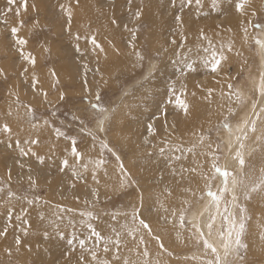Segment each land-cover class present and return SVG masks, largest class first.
Instances as JSON below:
<instances>
[{
	"label": "rangeland",
	"instance_id": "1",
	"mask_svg": "<svg viewBox=\"0 0 264 264\" xmlns=\"http://www.w3.org/2000/svg\"><path fill=\"white\" fill-rule=\"evenodd\" d=\"M22 2L23 0H15L14 4L9 5L8 0H0V20L7 21L0 23V127L7 123L12 130L10 138L8 134L0 131V188L3 189L0 192V231L7 227L6 236L0 237V245L7 249L8 253L10 251L11 254H17V258L0 257V264H22L18 259L26 257V264H95L86 250L93 248L98 259L108 260L110 264H124L125 259L133 264H144L145 261L148 264H184L182 260L196 262L199 252L203 253L206 261L214 259L212 253L204 249L202 242L198 243L192 233L187 228H181L179 220L170 214L172 209L179 210L183 206L179 199L186 195L184 190L189 186L197 187L194 191L197 196L206 192L203 175L201 174L202 181L198 185L194 182L196 174L191 171L196 163L203 165L200 167L202 173L211 174V157L202 154L211 151L207 147L209 140L206 139L201 145V134L210 137L213 145L216 142L221 144V159L218 163L222 168L224 162L232 158L238 150H234L233 154L229 153L225 140L227 132L219 126L228 118L235 134L238 123L253 115L252 104L258 95L250 88L252 78L249 76L254 71V76L259 78L257 89L260 91L263 88L264 71L258 70V61L264 60V51L255 44V38L264 40V33L260 31V28H264V0H250L244 15L236 11L235 6L239 0H201V9L196 14L194 7L193 12H188L192 16L188 17L186 12L189 7L183 8L179 14L180 23L175 21L178 13L175 11V0H27L26 10L21 6ZM61 5L71 10L70 26L68 16ZM222 7L223 12L219 10ZM9 8L11 11H8ZM208 8L217 10L216 18H223L220 23L214 24V34L209 29L212 21L206 13ZM138 11L139 19L135 15ZM97 17L99 19L95 21L90 20ZM187 17L188 24H183ZM113 20L116 21L115 24ZM20 21H23V27H20ZM156 23L164 26L162 38L154 34V30L160 29H154ZM257 25L260 27H256ZM180 26L182 27L177 37L184 33L190 36L183 37L189 45L188 51L180 48V40L172 43L170 39L175 36ZM12 27L19 28L17 37L27 40L24 52L35 57V67L20 56L15 43L17 37L11 35ZM222 27L226 29L225 42L232 45V50L228 51L227 46L223 45V48H226L223 49V54L227 59L222 62L219 73L213 74L210 72V63H207L210 58H206L210 56V50H203L209 48L208 40L202 41L205 47L203 49L200 46L194 48L189 41H192L193 37L200 38L202 30L211 40L212 46L215 44L213 47L220 48L217 42L220 43L223 36L217 34L218 28ZM92 36H95L98 44L101 41L99 45L103 51L92 45ZM81 46L97 53H91L89 60L84 49H80ZM179 48L180 51L175 55V50ZM199 48L201 50H198ZM169 52L174 53L171 58H166ZM136 53L143 59H138ZM152 64L155 70L149 74L148 66ZM187 64H191V69ZM25 68L28 69L27 72H24ZM198 77H205L209 83L198 84L199 96L194 94L197 97H184L189 106L188 113L193 112V117L181 115V109L175 110V120H182L183 128H180V134L183 131L184 138L181 136V139L176 141L175 153L167 155V146L163 147L165 158H170L164 160L165 166L173 172L175 170V175L170 179L175 187L172 191L169 190L173 197L160 198L156 190L149 196H142V189H133V181L140 178L137 172H134V168L139 166L138 161L135 160L133 166L128 160L130 153L119 147L120 143L129 145L128 140L134 137V130L126 126L121 131L116 130V119L126 122L134 109L143 107L141 111L154 120L153 127L160 129L158 125L161 123L162 126V117L172 115L169 111H166L164 116L157 115L153 107H150L151 103L154 106L153 97L147 96L148 93L139 92L148 86L166 87L167 84L175 82L180 90L177 91L181 94L185 89L188 92ZM34 80L38 81L35 87ZM186 83L191 85L187 86ZM229 85H232L231 90ZM237 91L243 97L244 103H237ZM243 92L248 96L244 97ZM154 101L157 100L154 98ZM94 104L107 109V112H98L92 107ZM26 106L33 109L35 120L30 119ZM230 108L234 110L235 115L229 113ZM104 116L108 118L104 120L101 131L99 120ZM182 117L188 118L184 120ZM263 118L257 123L256 132H249L248 139L243 141L244 148L240 151L245 161L244 167L241 168L237 162V168L230 170H238L233 173L243 180V184L237 188L239 200L236 204L245 209L240 213L239 208H233L237 226L241 219L243 220L241 243L246 246L240 248L238 258L230 257L234 264H264V244L261 246L262 242L264 243V232H255L257 246L253 247L250 245L252 243L248 242L251 240L249 234H252L253 228L257 230L264 227V192H251L249 198H245L248 187L256 183L264 171V129L261 128L264 127ZM33 123L37 125L36 128L32 127ZM57 129L63 135L58 137ZM159 129H155L153 138H156ZM72 138L77 142V151L82 154V159L78 160L71 153ZM161 138L164 139L163 136ZM166 139L171 140L172 134ZM31 140H38L39 143H26ZM102 143L106 144L107 148H102ZM236 144L239 145V142L236 141ZM193 146L194 153L189 152L188 149ZM29 148L31 152H28V155L21 154L22 149L28 151ZM251 150L254 155H251ZM116 156L120 157L119 161ZM254 159L258 163L260 160L263 167L260 168L261 164H255ZM65 160L68 161L67 167L64 165ZM101 160L104 163L97 167V162ZM148 162L140 167L141 177L148 173V167L149 170L151 168L149 165L157 167L156 162ZM120 163L126 164L123 165V171L120 169ZM84 165H87V170ZM128 166L132 168L131 174L126 172ZM258 166L260 171L257 170ZM116 167L118 168L115 170ZM74 170L77 175H73ZM100 173L105 177V181ZM154 173L157 174V171ZM219 184V178L213 181V191L217 190ZM9 191L15 194L11 199L8 197ZM183 198L193 201L190 216L198 206L202 208L201 205L205 204L204 200L207 199L205 197L197 201L191 196ZM29 200L32 201L31 204L28 203ZM149 208H152V211H148ZM164 208L169 211L165 212ZM133 210L138 211L139 218L148 224L150 222L163 237L160 238L163 241L161 256L157 257L155 243H149L146 247V239H156L140 227L133 234L139 243L141 238L144 241L143 245L139 244L140 255L137 257L128 253H116L113 244L108 245L113 248L112 252L106 253L103 251L104 242L97 244L95 237L91 236L89 225L99 233L106 231L108 239L115 240L119 234L118 238L125 242L120 249L126 248L130 239L125 234H128L127 227L132 229L139 225L138 219L133 221ZM178 214L177 212V216ZM17 216L20 219H16ZM103 219L111 220L109 223L112 226L95 225V222ZM172 224L175 236L169 230ZM59 225H66L63 229L65 234L68 233L66 243L62 242ZM46 234L51 238L45 240ZM144 234L145 236H142ZM261 236L263 238L259 239ZM17 237L21 240L19 249L15 244ZM206 237L210 241V237ZM81 239L85 240V249L79 246ZM69 240H72V244H67ZM22 246L25 248H20ZM146 248L147 257L142 255ZM132 252L134 253V249ZM254 252H257L256 255ZM114 253L119 259L114 258ZM38 255H48L50 258L47 261L36 260ZM194 262L192 264H195Z\"/></svg>",
	"mask_w": 264,
	"mask_h": 264
},
{
	"label": "snow or ice",
	"instance_id": "2",
	"mask_svg": "<svg viewBox=\"0 0 264 264\" xmlns=\"http://www.w3.org/2000/svg\"><path fill=\"white\" fill-rule=\"evenodd\" d=\"M186 2L188 5H191L193 3V0H186ZM249 2H250V0H239V2L236 3V11L239 12L241 15H244L245 14V7ZM14 3H15V0H8L9 5H12ZM195 3L197 5H199L201 3V0H195ZM21 6L26 10L27 9V0H23ZM61 8L67 14L69 26H70L71 17H72L71 10L65 9L63 5H61ZM8 11H11V8H9ZM17 15H19V9L17 10ZM135 15H136V18L139 19L140 12L139 11L136 12ZM176 20L178 23L181 22V18L179 16L176 17ZM112 22H113V24L116 23L115 20H113ZM0 23H7V21L6 20H0ZM20 27H23V21H20ZM256 27H260V26L257 25ZM18 31H19L18 27H12L11 28V35L13 37H17ZM244 31H245V39H247V29L245 28ZM260 31L262 33H264V28H260ZM77 39H79V36H77ZM200 39L208 40V42H209V48H205L204 51L209 52V50H211L210 51V60H209L210 72L213 74L219 73V71L221 70L222 62L227 59V57L223 54V46L221 47L220 51L218 52L212 46L211 40L203 34L202 30H201V34H200ZM15 43L19 48V54L23 58V60L27 61L28 64L35 67V64H36L35 57L32 56L31 53L26 54L24 52V46H26L27 40L17 37V39L15 40ZM91 43L95 48H99L101 51H103L102 46L97 43L95 36L91 37ZM255 44L262 51H264V40L257 37V38H255ZM227 50L228 51L232 50L231 44H229L227 46ZM136 55H137L138 59H143V57L140 56L139 53H136ZM187 67L189 69H191V64H187ZM27 71H28V69L25 68L24 72H27ZM53 75H54V73H53ZM36 83H38V81L34 80L33 81V87H35ZM228 87L230 90L232 89V85H229ZM171 92L175 96L176 107L181 109L184 112V114L187 115L189 106H188L187 102L181 98L182 95H186V92L182 91L181 95H175V85L171 86ZM209 92H211V90H209ZM262 95H264V93H262ZM45 97H46V93H45ZM97 99H99V96H97ZM236 101H237V103H244L243 97L241 96V94L238 91L236 92ZM169 102L171 103L172 101H169ZM17 103H19L18 98H17ZM26 107H27V113L30 116V119L35 120L33 109H31L30 106H26ZM92 107L94 109H96L98 112H101V113L107 112V109L101 108L97 104L92 105ZM252 112H253V115L251 117H249L248 119L244 120L242 123H240L236 126V133L237 134H235V140L239 142V147H238V150L235 152L233 158L238 161L241 168L244 167L245 161H244L242 153L239 149L244 148L243 141L248 139V133L249 132H252V133L256 132L257 121H259L261 119V117L264 116V106H258L256 102H253ZM229 113L232 115H235L234 110L231 108L229 109ZM8 114L11 115V112H9ZM107 118H108L107 116H104L99 120V123L101 125V128H100L101 131H103L104 120ZM45 123L47 124V121H45ZM32 127L36 128L37 125L35 123H33ZM174 127H175V125H173V128ZM219 127H222V129L225 132H227L230 139L233 137V135H234L233 127H232L231 123L229 122L228 118H225L224 122ZM0 131H2L5 134H8L9 137L11 136L12 130L7 123L3 124L2 127H0ZM148 131L150 134H155L154 129L152 128L151 124L148 126ZM56 134L58 137L63 135V133H61L59 131V129L56 130ZM89 134L91 135V133H89ZM206 139L209 140L207 147L211 150L208 153H202L204 155H208L211 157V174L202 173L203 178L206 182L205 183L206 192H204L200 196H197L196 193L193 192L191 189H185L184 191L188 192L191 197H195L197 201L203 200V199H205V197L209 198L208 204L205 206L204 211L200 213V217H203L205 215V213H207V222L206 223L203 222L201 219L196 217L195 214H193L191 216L189 215L191 210H192V205H193L192 199H189V198H184L182 200L183 206L179 210L172 209L171 215L173 218H176L179 220V224H180L181 228H187L192 233V235L196 238L197 242L198 243L202 242L204 249L206 251H210L212 253L214 259H209V260L205 261V264H234V260L230 259V257L238 258L240 248L246 247L245 245H243L241 243V235L244 232L243 220L241 219L239 226H237L236 217L233 213L234 207L239 208L240 213H243L245 211V209L240 208L239 205L236 204L238 196H237L236 191H235L239 185L243 184V180L238 179L234 175V173L232 171L228 170L226 167L222 168L219 165L218 161L221 159L219 152L222 150L221 144L219 142H216L215 145H213V143L210 141V137H206L205 135L201 134L199 137V143L201 145H203ZM26 143L38 144L39 141L38 140H31V141H27ZM71 143H72V147H71L72 155L74 157H76L78 160L82 159L83 158L82 154L77 151V146H76L77 142H76L75 138H72ZM17 145L19 146V142H17ZM101 147L107 148V145L102 143ZM228 148H229V152H231V150H232L231 143H229ZM108 150L111 151V149H108ZM194 150H195V146L188 149L189 152H193V153H194ZM28 152H31L30 148L28 149V151H24L23 149L21 150L22 155H28ZM32 154L35 155V153H32ZM113 155H116V154L113 153ZM179 158L180 157H176V159H179ZM116 159H117V161H119L120 160L119 156H116ZM102 163H104V161H102V160L98 161L97 167H99L100 164H102ZM64 165H65V167L68 166L67 160L64 161ZM200 167L202 168L203 165H201ZM84 168H85V170H87V165H84ZM120 169H121V171H123V164L122 163H120ZM191 171H196V169L195 168L191 169ZM173 174H175V172H173ZM73 175H77V172L75 170L73 171ZM93 178H95V175L93 176ZM217 178L220 179V184L218 185L217 190L213 191V181L216 180ZM29 179H31V177ZM230 185H231V187H230ZM2 191H3V189L0 188V192H2ZM258 191L264 192V171H262L260 179L256 183H253L252 185H250L248 187L247 192H245V198H249V193L258 192ZM168 195H171L170 191L168 192ZM14 196H15V194L12 193L11 191H9V193H8L9 199L13 198ZM229 197H230V199H229ZM28 203L31 204L32 201L29 200ZM164 211L168 212L169 209L164 208ZM177 212L179 213L178 216H177ZM81 215H83V213ZM89 215H91V214H89ZM9 217H11V211H9ZM132 218H133V221H136L138 219L139 220V227L146 229L149 232V234L152 235L151 226L145 220L139 218L138 211L133 210ZM218 218L220 220V224H219V227L216 228V221ZM16 219H20V217L17 216ZM165 219L167 220V217H165ZM88 227L91 230V236L95 237L97 244L101 240L104 241V249H103L104 252L107 253L108 251H110V249L108 247L109 244L114 245V247L116 249V253L119 252V249L121 246V241L118 238L119 234H117V238L115 240H112V239L102 237L101 234L99 232H97L94 228H92L91 225H89ZM205 228L207 229V235L208 236H211L213 234V232L216 231L220 240H222L224 242L223 243V248H224L223 259L219 255L217 248L206 237ZM137 230H138V228L129 229L128 234L132 235L133 238L135 239V236L133 234ZM6 234H7V227H5L3 231H0V237L6 236ZM90 238L91 237H89V239ZM154 238L159 240L158 236H154ZM68 243L72 244V240H69ZM140 243L141 244L144 243L143 238H141ZM15 244L17 246V249H19V246L21 244V240L19 237L16 238ZM79 246L81 249H85V240L81 239L79 241ZM160 246L163 247V244L161 243ZM86 250L90 253L92 260L95 261V264H110V262L108 260L97 258V252H96L95 248L86 249ZM9 254H11L10 251H9ZM137 255H140V253H137ZM142 255L145 257L148 256L147 249L144 250ZM114 258L119 259V256L114 253ZM81 260L83 261V257H81ZM124 264H133V262H130L127 259H125ZM144 264H148V262L145 261Z\"/></svg>",
	"mask_w": 264,
	"mask_h": 264
},
{
	"label": "bare ground",
	"instance_id": "3",
	"mask_svg": "<svg viewBox=\"0 0 264 264\" xmlns=\"http://www.w3.org/2000/svg\"><path fill=\"white\" fill-rule=\"evenodd\" d=\"M109 1V0H108ZM194 1L195 0H193V3L191 4V5H188L187 4V2H186V0H175V11H177L178 13H177V15H176V17L177 16H179V14L182 12V10H183V8L184 7H186L187 6V13L188 12H191L192 10H193V7H194V9H195V11H194V13L196 14L198 11H199V9H201V3L199 4V5H197L196 3H194ZM232 1V0H231ZM122 3V2H121ZM216 3H218V2H216ZM102 4V3H101ZM105 4V3H104ZM122 5V4H121ZM204 5V4H203ZM216 6V5H215ZM221 6V5H220ZM204 7V6H203ZM236 7V6H235ZM209 9V8H208ZM214 9L212 8H210L206 13H207V16H210L211 18V21H212V24H211V28H209L210 30H211V32H212V34H214L213 33V31H212V28L214 27V24H217V23H220L221 22V20H223V18H220V17H218V18H216V16H215V14H216V12H217V10H215V11H213ZM220 11H224V7H222V8H220L219 9ZM201 11V10H200ZM206 11V10H205ZM226 11V10H225ZM193 12V11H192ZM185 16V15H184ZM189 16H192V14L191 13H188V17ZM204 16V15H203ZM188 17L186 18V20L183 22V24H188ZM181 18V17H180ZM96 19H99V17H97V18H95L94 20H92V19H90L91 21H95ZM175 21H177L176 19H175ZM84 22V21H83ZM85 23V22H84ZM231 23V22H230ZM222 24V23H221ZM224 25V24H223ZM215 26H219V25H215ZM154 27V29L155 28H157V27H160V29L159 30H154V34L156 33L158 36H160L161 38L163 37V36H161V34L162 33H164V26L162 25V24H159V23H156V25L155 26H153ZM182 26H180L179 27V29L177 30V29H175V36H172V37H170V39L172 40L171 42L172 43H176V41H178V40H180L181 41V45H180V48H182V50H184V51H188V49H189V45L187 44V42H186V40L183 38V37H186V36H189V34H187V33H184L181 37H177V35H178V33H179V31H180V28H181ZM184 27H186V26H184ZM199 27V26H198ZM108 28V27H107ZM178 28V27H177ZM90 30V29H89ZM152 31V30H151ZM226 29H225V27H222V28H218V34L217 35H219V36H223L222 38L223 39H221V42L220 43H218L217 42V45L221 48L223 45L224 46H228L229 45V43H227V41L225 42V39L226 38H224L225 37V35H226ZM89 33H91V32H89ZM219 33H224V35H220ZM262 33V32H261ZM207 34V33H206ZM84 35V34H83ZM180 35V34H179ZM262 35V34H261ZM199 36V35H198ZM262 36H264V35H262ZM174 37V38H173ZM208 37V36H207ZM100 38V37H99ZM140 38V37H139ZM153 38V37H152ZM189 38H190V36H189ZM188 40V39H187ZM192 40V39H191ZM100 41V40H99ZM123 41V40H122ZM136 41V40H135ZM202 39H200L199 37H193V40L192 41H189V43H190V45H192L194 48H198L199 46L200 47H202V49L203 48H205L204 47V45H202ZM233 41V40H232ZM91 42V41H90ZM101 43V41L99 42V44ZM163 43H165V41L163 42ZM234 43H236V42H234ZM205 44H207L206 42H205ZM134 45V44H133ZM155 45V44H154ZM179 45V44H178ZM215 44H213V46H214ZM90 46V45H89ZM234 46V45H233ZM90 47H92V46H90ZM119 47V46H118ZM180 48L178 49V50H175V55L176 54H178L177 52L178 51H180ZM193 48V49H194ZM207 48V47H206ZM215 48V47H214ZM220 48H215L217 51L218 50H220ZM80 49H84V53L85 54H87V57H88V59L90 60V58H89V56L91 55V53L94 55L95 53H97V52H95V50H87L86 48H84V47H80ZM94 49V48H93ZM223 49H226V48H223ZM198 50H201V48H199ZM204 50V49H203ZM107 51V50H106ZM190 51V50H189ZM211 51V50H210ZM77 52V51H76ZM173 53L174 52H169L168 54H167V56H166V58H171L172 57V55H173ZM191 53V52H190ZM108 56V55H107ZM207 56V55H206ZM110 57V56H109ZM263 57H264V55H263ZM111 58V57H110ZM206 58H210V56L208 55ZM87 59V60H88ZM114 59V58H113ZM94 60V59H93ZM109 60V59H108ZM105 62V61H104ZM93 63V62H92ZM153 63V62H152ZM207 63H209V61L207 62ZM183 65V64H182ZM258 70H262V71H264V60L263 61H258ZM88 66V65H87ZM90 66H91V64H90ZM152 66H154V64H152V65H149L148 66V70H147V72L150 74L151 72H154V70H155V66L154 67H152ZM175 66V65H174ZM177 66V65H176ZM185 68H187V67H185ZM89 69V68H88ZM175 70L176 69H174V73H175ZM90 71V70H89ZM198 71V70H197ZM203 71V70H202ZM207 71V70H206ZM177 72H179V71H177ZM255 72V71H254ZM254 72L253 73H251L250 74V78H252V82H251V85H250V88L251 89H254L255 90V92H257V98L255 97V99L253 100V101H255L256 103H257V105L258 106H262V104H264V95H262V93H264V82H263V88L259 91L258 89H257V87H258V85L256 84L258 81H259V78H257L256 76H254ZM173 73V74H174ZM258 73H260V75L262 74V73H264V72H262L261 73V71H258ZM83 75V74H82ZM145 76V75H144ZM148 77V76H147ZM150 77H152V76H150ZM149 77V78H150ZM145 79V78H144ZM182 79V78H181ZM198 80H195V85H191V83H186L187 84V86H189V85H191V87H189V89H188V92H186L185 90H183V91H185L186 92V95H182L181 96V98L183 97V99H184V97L187 99V97H189V96H194V97H197V96H195V95H198V93H199V90L200 89H198L199 87H198V84H200V85H203V84H206V83H209L208 81H207V79L205 78V77H198L197 78ZM148 80V79H147ZM185 80V79H184ZM146 81V80H145ZM144 81V82H145ZM160 81V80H159ZM182 81H183V79H182ZM179 82H181V80L179 81ZM189 82V81H188ZM262 82V81H261ZM217 83V82H216ZM183 84V83H182ZM215 84V83H214ZM172 85H175V82H172L171 84H167V86L166 87H154V86H148L147 88H145L144 90H142L141 92H139V93H141V94H150V95H148L147 94V96H151V97H153V103H154V106H152V103H151V105H150V107L152 108L153 107V110H154V112H157V115H159V116H164L165 115V113H166V111H169V113L172 115V116H170V117H168V116H164V118L162 117V119H164L162 122V126H160L161 125V123L158 125L159 127H160V129L158 128V127H153V123H154V120H151L150 118H152V117H149V115L147 114V113H145L144 111H141V109L143 108H139V107H137L136 109H134L133 111H132V113L131 114H129V116H128V118H127V120H125L126 122H124L122 119H121V122H119V118H117L116 119V121H117V125H116V130H118V131H121L125 126L126 127H129V128H131V129H133L134 130V137H131L132 139L130 140H128V143H129V145L127 146V145H124L123 143H120L119 144V147L122 149V150H125V151H127V152H129L130 153V157H129V159L128 160H130V162H132V164H133V166L135 165V160H137L138 161V164H139V166H137L136 168H134L135 169V171L134 172H137V175L140 177L138 180H135V181H133L134 182V185H133V189L135 190V191H140V189H142V196L143 195H145V196H149V195H151L153 192V190H156L157 192V194L160 196V198H169V197H173V193H171V195H168V194H166L167 193V191L169 192V190H173L174 189V187H175V184L174 183H171L170 182V179H172L173 178V175H175V174H173V170H169V169H167V167L165 166V163H164V160H170V158L167 156L166 158H165V150H164V148L163 147H165V146H167V155L168 154H170V153H175V149L177 148V146H176V141L179 139H181V138H184V136L183 135H185L184 134V132L182 131V134H180L181 133V131H180V128H183V124H182V120H181V118H180V120H175V112H177V111H175V110H179V108H177L176 107V105H175V96L172 94V92H171V86ZM216 85V84H215ZM181 86V85H180ZM186 86V87H187ZM210 86H211V84H210ZM255 87V88H254ZM130 88V87H129ZM87 89V88H86ZM128 89V88H127ZM177 89V86L175 85V95H181L180 94V92H178V91H180V90H178ZM195 94V95H194ZM243 94V96L244 95H247L245 92H243L242 93ZM15 96V95H14ZM199 96V95H198ZM248 96V95H247ZM245 97V96H244ZM154 98L157 100V101H154ZM190 98V97H189ZM194 99V98H193ZM195 100V99H194ZM204 100V99H203ZM37 101V100H36ZM148 101V100H147ZM169 101H172L171 103L169 102ZM199 101V100H198ZM205 101V100H204ZM187 102V101H186ZM246 103V102H245ZM199 104V103H198ZM205 105V104H204ZM200 109V108H199ZM208 110V109H207ZM258 110V109H257ZM158 111H160V113L158 112ZM165 111V112H164ZM154 112L152 113V114H154ZM188 112H189V109H188ZM193 113V112H192ZM192 113L190 112V114L189 113H187V115L186 116H189V115H192ZM200 113V112H199ZM195 114V113H194ZM181 115H183V116H185V114H184V112L182 111V113H181ZM244 115V114H243ZM153 116V115H152ZM156 116V115H155ZM108 117V116H107ZM181 117V116H180ZM192 117H193V115H192ZM160 118V117H159ZM183 119L184 118H188V117H182ZM196 118V117H195ZM263 117H261V119H262ZM194 119V118H193ZM260 119V120H261ZM264 119V118H263ZM107 120V119H106ZM161 120V119H160ZM184 120H186V119H184ZM242 120V119H241ZM259 120V121H260ZM259 121H257V123L259 122ZM119 122V123H118ZM159 123V122H158ZM152 125V128L154 129V131H155V129H159V131H158V133L156 134V138H153V134H150L149 133V131H148V126L149 125ZM239 124V123H238ZM259 124V123H258ZM173 125H175V127L173 128ZM263 125H264V123H263ZM104 126V125H103ZM101 128V127H100ZM200 128V127H199ZM261 128H263L264 129V127H261ZM203 129H205V128H203ZM133 132V131H132ZM236 132V131H235ZM260 134L261 133H263V132H260V131H258ZM258 133V134H259ZM170 134H172V139L171 140H167L166 138L170 135ZM192 134H194V133H192ZM236 134V133H235ZM235 134H234V136H235ZM7 135V134H6ZM161 136H163L164 137V139L162 140V138H161ZM167 136V137H166ZM182 136V137H181ZM251 136V135H250ZM181 137V138H180ZM254 137V136H253ZM7 138H8V136H7ZM10 138V137H9ZM186 138V137H185ZM234 139L235 138H233L232 137V139H230L229 138V136L226 134V138H225V140H226V143H227V145H229V143H233V145H232V147H233V149L231 150V152H229V153H231V154H233L235 151L234 150H236V149H238V147H239V145L238 144H236V141H234ZM147 141V142H146ZM193 141V140H192ZM5 142V141H4ZM240 150V149H239ZM233 152V153H232ZM254 155V153H252V150H251V155ZM120 155V154H119ZM243 155V154H242ZM234 157V154H233V156H232V158H228L227 159V161L226 162H224L225 164H224V167H226L228 170H231V169H236L237 168V160L236 159H234L233 158ZM120 158V157H119ZM253 159V158H252ZM256 159V158H255ZM254 159V163L255 164H261L262 162L259 160V162L260 163H258V161L257 160H255ZM143 160V161H142ZM264 160V159H263ZM145 161H147V162H145ZM148 161H154V162H156L157 163V167H152L151 165H149L151 168H150V170H149V167H148V173L147 174H144L142 177H141V166H143L145 163L147 164V163H149ZM200 162V161H199ZM252 162V161H251ZM156 163H155V165H156ZM264 163V162H263ZM118 165V164H117ZM124 166L126 165V164H123ZM154 165V166H155ZM185 166V165H184ZM260 166V168H262L263 167V165L261 164V165H259ZM259 166H258V168H257V170L258 171H260V169H259ZM223 167V168H224ZM118 167H116L115 168V170L117 169ZM147 168V167H146ZM155 168V169H154ZM196 169V171H194V174H196V177L194 178V182H196L195 184H198V185H200V183H201V181H202V179H201V174H202V170H201V168H200V165H198V164H194L193 165V169ZM131 167L130 166H128V168H127V170H126V172L127 173H130L131 174ZM154 171H157V174L156 173H154ZM238 171V170H237ZM236 171V172H237ZM174 172H175V170H174ZM233 172H235L234 170H233ZM235 172V173H236ZM100 175H101V173H100ZM96 177V176H95ZM101 177H102V179L105 181V177L104 176H102L101 175ZM109 178V177H108ZM130 178H133V177H130ZM131 180H134V178L133 179H131ZM128 181H130V180H128ZM132 182V181H131ZM205 182V181H204ZM87 183V182H86ZM97 183V182H96ZM145 186V187H144ZM230 187H231V185H230ZM197 188V187H196ZM196 188H194V187H190L189 186V188L188 189H191L193 192L196 190ZM238 188V187H237ZM237 188H236V194H237V196H238V199H237V201L239 200V193H238V191H237ZM247 190V189H246ZM170 191V192H171ZM98 192V191H97ZM149 192V193H148ZM132 193H134V192H132ZM186 195L185 196H190V194L188 193V192H184ZM95 194V193H94ZM98 194H99V192H98ZM62 195V194H61ZM185 196H182V198L181 199H179V202L181 203L182 202V200L184 199L183 197H185ZM136 198V197H135ZM138 198V197H137ZM140 198V197H139ZM208 199L209 198H207L206 200H204L205 201V204L203 205H201L202 206V208L200 207V206H198L197 208H196V210L194 209L193 211H192V213H191V215H193V214H195V216L196 217H198L199 219H201L203 222H207V213H205V215L203 216V217H200V213L201 212H203L204 211V208H205V206L208 204ZM175 200V199H174ZM166 202V201H165ZM179 202H175V203H179ZM200 205V204H199ZM153 207H155V206H153ZM25 208V207H24ZM149 210H151L152 211V208H149L148 209V211ZM154 210V209H153ZM133 212V211H132ZM171 215V214H170ZM149 218V217H148ZM262 218V217H261ZM237 221V220H236ZM109 222H112L111 220H109V219H103V220H100V221H98V222H95V225H99V224H108V225H110V223ZM262 222V221H261ZM113 223H115V222H113ZM219 224H220V220H219V218L217 219V221H216V228H218L219 227ZM260 224V223H259ZM69 225V224H68ZM138 225V224H137ZM149 225L151 226V224H150V222H149ZM66 225H59V227H58V229H59V231H60V234H61V238H62V242H64V243H66V241L68 240L67 239V235H68V233H64L63 232V229H64V227H65ZM110 226H112V225H110ZM172 227H173V224L172 225H170V227H169V230H170V233H173L174 235L173 236H175V231H173V229H172ZM110 228H112V227H110ZM128 229H130L129 227H127ZM134 228H135V226H134ZM137 228L139 229V225L137 226ZM264 227H262V228H257V230L256 229H252V234H249V235H251V240L250 241H248V242H250V243H252V244H250V245H252L253 247L254 246H257V240H256V236H255V232H257V234H259L260 232H264V229H263ZM151 229H152V235L153 236H158L159 237V240H153L152 239V237L151 238H148V239H146V241H145V245H146V247H148L149 246V243H150V245H152V244H154L155 243V249L157 250V252H156V254H157V257L158 256H161L160 255V249H161V243L163 244V241L160 239V238H162L163 239V237L160 235V233H158V231L157 230H155V227H153V226H151ZM73 230V229H72ZM126 230L127 229H125V231L124 232H126ZM74 231V230H73ZM101 231V230H100ZM107 231H109V230H107ZM128 231V230H127ZM177 231L179 232V230L177 229ZM45 232V231H44ZM101 232H103V233H101ZM100 232V234H101V236L102 237H104V238H107V233H106V231H101ZM111 232H114V231H111ZM69 233H70V231H69ZM74 233V232H73ZM118 232H116V234H117ZM137 233V232H136ZM42 234V233H41ZM77 234V233H76ZM127 236H128V238H130L129 239V243L127 244V246H126V248L125 247H123L124 249H120L119 250V252L120 253H128V254H131V255H135L136 257H137V253H139V244H141V243H139L138 242V240L137 239H134L133 238V236L132 235H129V234H127V233H125ZM163 234V233H162ZM180 234V233H179ZM150 235V234H149ZM152 235H150V236H152ZM205 235L206 236H208L207 235V229L205 228ZM142 236H145V234L144 235H142ZM37 237V236H36ZM210 237V242L217 248V251L218 252H220L221 254L223 253V251H224V248H223V241L222 240H220V238H219V236H218V234H217V232L216 231H214L213 232V234L211 235V236H209ZM44 238H45V240H48V239H50L51 238V236L50 235H48V234H46V235H44ZM147 238V237H146ZM261 238H263V236H261L259 239H261ZM111 239V238H110ZM25 240V239H24ZM153 240V241H152ZM102 242H104L103 240H101ZM120 241H121V245H123V244H125V242L122 240V239H120ZM152 241V242H151ZM26 244V243H25ZM67 244H68V242H67ZM168 244V243H167ZM259 244V243H258ZM263 242H262V247H263ZM143 245V244H142ZM167 245H165V247H166ZM122 247V246H121ZM20 248H25L24 246H22V247H20ZM31 248V247H30ZM12 249V248H11ZM110 249V252H112V250H113V248H109ZM132 249H134V253L132 252ZM147 249V248H146ZM254 249H256V247L254 248ZM28 250V249H27ZM19 251V250H18ZM263 251H264V248H263ZM109 252V251H108ZM199 252V251H198ZM15 254H9L8 253V250L7 249H5L2 245H0V257H7V258H10V257H13V258H17L16 257V252H14ZM175 253V252H174ZM219 253V254H220ZM256 253L257 252H254V255H256ZM110 254V257H112V254L111 253H109ZM177 254V253H176ZM199 256V258L197 257V260L199 261L198 263H197V260L195 259V258H193V259H195V261L196 262H194L195 264H205V261H206V259H205V257L204 256H202V254L203 253H201V252H199V253H197ZM20 256V255H19ZM32 256V255H31ZM134 256V257H135ZM222 256V259H223V256H224V254H222L221 255ZM261 256H262V254H261ZM23 257V256H22ZM26 257V256H25ZM24 257V258H25ZM180 258H181V256H179ZM202 257V258H201ZM27 258V257H26ZM23 259V258H19L18 259V261L19 262H21L22 264H26L27 262H28V260L27 259ZM49 258H50V256L48 257V255H38V257H37V259H36V257H35V259L36 260H43V261H47V260H49ZM177 258V257H176ZM203 259V260H201V259ZM185 259V258H184ZM178 260V259H177ZM1 261H2V259H1ZM17 261V263H19ZM165 262V261H164ZM182 263H184V264H192L193 262H191L190 260H189V262H187L186 260H182L181 261ZM31 263V262H30ZM20 264V263H19ZM49 264V263H48ZM165 264V263H164Z\"/></svg>",
	"mask_w": 264,
	"mask_h": 264
}]
</instances>
